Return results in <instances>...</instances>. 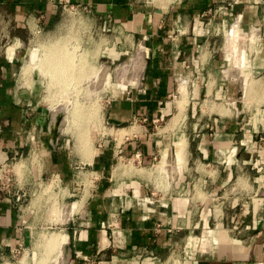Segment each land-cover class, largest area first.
Instances as JSON below:
<instances>
[{
	"label": "crops",
	"instance_id": "0c3cea01",
	"mask_svg": "<svg viewBox=\"0 0 264 264\" xmlns=\"http://www.w3.org/2000/svg\"><path fill=\"white\" fill-rule=\"evenodd\" d=\"M68 4L118 33L93 152L70 151L64 125L50 142L36 73L23 81L34 29ZM165 118L168 156L152 131ZM47 177L76 197L68 264H157L194 238L208 249L191 264H264V0H0V264H18L17 194Z\"/></svg>",
	"mask_w": 264,
	"mask_h": 264
},
{
	"label": "rangeland",
	"instance_id": "374dc122",
	"mask_svg": "<svg viewBox=\"0 0 264 264\" xmlns=\"http://www.w3.org/2000/svg\"><path fill=\"white\" fill-rule=\"evenodd\" d=\"M138 1L140 5L149 10L152 8L164 9L172 0ZM100 21L84 16L78 7L68 4L59 11L55 27L50 32L42 34L34 29V33L24 49L26 65L23 70L25 79L23 81L29 85L30 74L36 73L37 76L34 79H37L38 88L40 87L38 100L47 107V114L50 118L49 136L53 117L61 112L62 121L59 129L64 125L65 135L63 137L68 139L66 140L67 147L73 152H93L94 150L97 137L95 130L102 119L105 93L110 89L112 64L116 58V51L120 50L115 46V37L118 33L113 25L106 26ZM59 48L62 49L61 56L68 57L70 62V74L64 83L60 82V76L52 73L50 64L52 61L50 58L58 55ZM178 103H182L183 107L180 108L181 114L174 121L176 123L181 120L182 112L184 111L183 114L186 115L188 109L185 105L187 98ZM75 104L78 105L80 111L76 120L72 114ZM186 120L189 121L187 118ZM167 121L165 118L157 122L156 128H153L152 131L155 132L158 139L164 136L165 139L159 143V149L160 152H167L168 156V152L175 149L176 135L169 131L170 124H165ZM186 128L185 126L182 130ZM50 142L54 146L56 145V142L53 143L51 138ZM194 148L195 142L186 140L184 152H193ZM71 158L77 167L79 164L77 153H71ZM167 161V159H162L165 164ZM89 184L90 181H87V185ZM69 194L70 192L64 189L57 177H47L29 196L23 205L27 210L26 218H24L23 238L14 258L18 264H68L69 255L66 247L58 244L55 248H51L54 250H51L49 246H46L44 240L51 234L63 233L69 244L68 235L64 230L65 210L76 198L68 197ZM197 235L200 234L197 232ZM199 244L194 238L190 244H187L185 250L176 249L171 254L161 255L160 262L157 264H191V259L196 251L203 252L208 249L199 247Z\"/></svg>",
	"mask_w": 264,
	"mask_h": 264
},
{
	"label": "bare ground",
	"instance_id": "6f19581e",
	"mask_svg": "<svg viewBox=\"0 0 264 264\" xmlns=\"http://www.w3.org/2000/svg\"><path fill=\"white\" fill-rule=\"evenodd\" d=\"M62 50V49H61ZM61 50H60V48H59V51H58V55L55 57H51L50 58V61H51V59H52V61H51V68H52V73L54 72L55 74H56V76L58 75V76H60V82L62 83H64V81L66 80V77L67 76H69V74H70V62H69V59H68V57L66 58L65 56H61L62 55V52H61ZM61 56V57H60ZM59 57V58H58ZM103 73V72H102ZM106 77H107V75H106ZM108 78V77H107ZM100 79V78H99ZM98 79V80H99ZM66 83V82H65ZM179 105V104H178ZM74 108V110H72V114L74 115V117L73 118H75V120L76 119H78V117H79V115H80V111H79V108H78V105L76 106V104H75V107H73ZM180 108V107H179ZM55 117H56V114L54 115V117H53V120H52V122H51V127L54 125V123H55ZM80 119V118H79ZM81 140H84V139H81ZM85 142V141H84ZM83 142V144H85ZM82 144V143H81ZM183 144V143H182ZM183 146H184V144H183ZM182 146V147H183ZM85 147V146H84ZM80 148H81V146H80ZM178 149V148H177ZM181 149V148H180ZM181 152H182V150H181ZM178 153H180V152H178ZM181 154V153H180ZM181 156V155H180ZM178 158H180V157H178ZM78 204V203H77ZM80 206V205H79ZM78 205H77V207H79ZM74 209V208H73ZM73 209H72V211H73ZM69 209H67V211H68ZM66 211V210H65ZM71 211V212H72ZM63 213V212H62ZM64 215V214H63ZM63 217V216H62ZM62 219V218H61ZM66 236L63 234V233H61V234H51V235H49L48 237H46L45 238V242H46V246H49V248L51 249L52 247H54L55 248V246L56 245H58V244H62V246H64V247H66L67 246V244H68V242L66 241ZM66 241V242H65ZM43 243V242H42ZM45 246V248H47V250L49 249L48 247H46ZM43 248V247H42ZM56 248H58V247H56ZM50 249H49V252H51L50 251ZM51 250H54V249H51ZM48 252V251H47ZM42 254V253H41ZM56 256V255H55ZM54 256V257H55ZM52 260H53V258H52ZM48 261V260H47ZM39 262H40V260H39ZM44 264V263H43ZM46 264V263H45Z\"/></svg>",
	"mask_w": 264,
	"mask_h": 264
},
{
	"label": "water",
	"instance_id": "95a60500",
	"mask_svg": "<svg viewBox=\"0 0 264 264\" xmlns=\"http://www.w3.org/2000/svg\"><path fill=\"white\" fill-rule=\"evenodd\" d=\"M61 121H62V113L61 112H58L56 114V117H55V123H54V125L52 127H50V138H51V141L53 143L56 142L57 137L59 135V126H60ZM66 251H67V253H69V244H67V246H66Z\"/></svg>",
	"mask_w": 264,
	"mask_h": 264
},
{
	"label": "built area",
	"instance_id": "2783aa9c",
	"mask_svg": "<svg viewBox=\"0 0 264 264\" xmlns=\"http://www.w3.org/2000/svg\"><path fill=\"white\" fill-rule=\"evenodd\" d=\"M28 198H29V195H28V193L26 191H22L19 194H17V196H16V200L20 204H23V203L27 202Z\"/></svg>",
	"mask_w": 264,
	"mask_h": 264
}]
</instances>
